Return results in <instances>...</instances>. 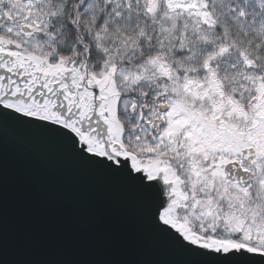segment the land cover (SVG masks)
Segmentation results:
<instances>
[{
	"label": "snow or ice",
	"instance_id": "1",
	"mask_svg": "<svg viewBox=\"0 0 264 264\" xmlns=\"http://www.w3.org/2000/svg\"><path fill=\"white\" fill-rule=\"evenodd\" d=\"M42 144L131 190L167 264H264V0H0V184Z\"/></svg>",
	"mask_w": 264,
	"mask_h": 264
},
{
	"label": "water",
	"instance_id": "2",
	"mask_svg": "<svg viewBox=\"0 0 264 264\" xmlns=\"http://www.w3.org/2000/svg\"><path fill=\"white\" fill-rule=\"evenodd\" d=\"M0 250L8 264H167L181 258L147 230L131 190L48 144L39 153L9 148L5 156Z\"/></svg>",
	"mask_w": 264,
	"mask_h": 264
}]
</instances>
